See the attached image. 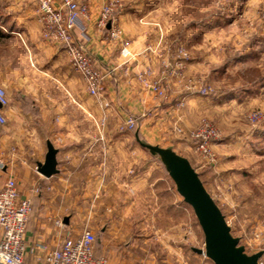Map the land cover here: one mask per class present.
<instances>
[{
  "label": "crops",
  "instance_id": "crops-1",
  "mask_svg": "<svg viewBox=\"0 0 264 264\" xmlns=\"http://www.w3.org/2000/svg\"><path fill=\"white\" fill-rule=\"evenodd\" d=\"M6 1L0 22V85L6 88L9 104L0 106L7 119L6 125H0L4 163L0 187L12 178L21 196L32 202L26 261L38 262L41 252L30 251L36 244L56 249L85 229L96 236L95 256L107 258L108 264H133L135 256L148 257L163 245L173 250L175 198L165 182L166 169L141 145L147 133L143 130H155L162 121L176 123L178 115L185 125H193L198 121L196 112L202 111V99L188 97L185 107L178 109L181 98L164 104L145 90L137 71L148 65L146 32L137 13L122 12L118 19L131 42L133 60L127 62L120 41H110L97 27L101 2L91 1L89 18L78 22L75 39L104 76L103 97L95 98L64 49L42 38L35 0ZM263 26L244 55L264 56ZM16 42L23 45V66L16 64ZM240 62L237 59L236 64ZM104 116L107 129L114 127L111 122L123 123L131 117L141 124L137 132H93L94 119ZM166 130L175 139L171 150L186 157L202 179L200 156L192 142L176 135L169 125ZM49 142L58 150V173L48 178L38 166L46 160ZM200 231L198 249H203L205 237ZM192 254L193 261L214 264ZM169 261L167 256L158 264Z\"/></svg>",
  "mask_w": 264,
  "mask_h": 264
},
{
  "label": "rangeland",
  "instance_id": "rangeland-1",
  "mask_svg": "<svg viewBox=\"0 0 264 264\" xmlns=\"http://www.w3.org/2000/svg\"><path fill=\"white\" fill-rule=\"evenodd\" d=\"M6 2L0 0V22L5 18L2 8ZM35 2L38 18L37 0ZM117 2V24L122 12L137 13L142 20L140 26L146 32L148 65L137 71V78L145 90L164 104L181 98L178 109L185 107L188 97L202 99V111L196 112V123L185 125L178 115L176 123L162 121L155 130L145 127L143 132L147 133L142 142L173 148L175 139L166 130L168 125L176 135L188 138L200 156L203 182L225 215L233 235L240 238L249 255L264 252V56L244 55L264 24V0ZM120 29L122 40H111L106 30L102 32L110 41H120L121 55L123 48L129 52L127 57H122L126 62L131 61V42ZM42 38L57 46L44 38L43 28ZM14 51L17 66H23L22 43L16 42ZM18 58L21 61H17ZM237 59L241 61L238 65ZM106 119V116L94 119L93 132H137L140 123L131 117L129 119L134 120L132 128L126 124L127 119L123 123L111 122L114 127L107 129ZM206 122L221 135L211 145L216 159L214 164L196 152L189 136V132ZM152 158L165 168L158 156ZM164 176L175 198L174 249L168 250L163 245L162 249L152 250L148 257L135 256L133 263L158 264L168 256L169 264H201L193 261L191 249L202 247V243H198L201 227L167 171ZM261 263L264 264V255Z\"/></svg>",
  "mask_w": 264,
  "mask_h": 264
},
{
  "label": "built area",
  "instance_id": "built-area-1",
  "mask_svg": "<svg viewBox=\"0 0 264 264\" xmlns=\"http://www.w3.org/2000/svg\"><path fill=\"white\" fill-rule=\"evenodd\" d=\"M91 1L94 0H37L38 21L42 25L44 38L64 49L74 70L83 76L90 95L99 97L105 90L104 76L93 65L85 47L75 39L78 22L89 18ZM96 1L101 2L97 27L100 31L107 30L111 40H122V30L116 21L119 7L117 0ZM122 55H129L126 48H123ZM8 104L6 88L0 85V106L4 108ZM6 123V116L0 109V125ZM126 124L132 128L134 120L129 119ZM182 132L179 130V133ZM189 136L195 143L196 152L214 164L216 159L211 145L221 138L220 132L206 122L189 132ZM3 167L4 163L0 160V168ZM31 213L30 199L21 196L14 179H8L0 187V264H30L26 261V231ZM58 224L63 225L62 221H58ZM95 242V234L85 229L79 236L67 237L56 249L36 244L30 251L31 254L36 251L42 254L37 257L36 264H108L107 258L95 256ZM259 264H262L261 261Z\"/></svg>",
  "mask_w": 264,
  "mask_h": 264
},
{
  "label": "water",
  "instance_id": "water-1",
  "mask_svg": "<svg viewBox=\"0 0 264 264\" xmlns=\"http://www.w3.org/2000/svg\"><path fill=\"white\" fill-rule=\"evenodd\" d=\"M141 145L149 150L150 154L161 159L176 185L177 192L195 213L205 237V245L203 249L192 248V251L205 256L214 264H259L264 252L252 255L246 252L240 238L233 235L225 215L191 162L171 149L144 143ZM57 153L58 150L49 142L46 160L38 166L40 174L49 178L58 173Z\"/></svg>",
  "mask_w": 264,
  "mask_h": 264
},
{
  "label": "trees",
  "instance_id": "trees-1",
  "mask_svg": "<svg viewBox=\"0 0 264 264\" xmlns=\"http://www.w3.org/2000/svg\"><path fill=\"white\" fill-rule=\"evenodd\" d=\"M107 31V30H106ZM200 175V177H201V174H199ZM204 183V182H203ZM204 186L206 187V185H205V183H204ZM207 189V188H206Z\"/></svg>",
  "mask_w": 264,
  "mask_h": 264
}]
</instances>
